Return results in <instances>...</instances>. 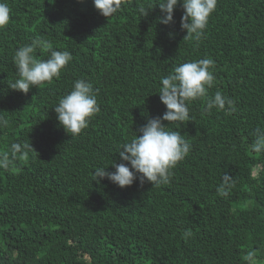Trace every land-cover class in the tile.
<instances>
[{"label": "trees", "instance_id": "trees-1", "mask_svg": "<svg viewBox=\"0 0 264 264\" xmlns=\"http://www.w3.org/2000/svg\"><path fill=\"white\" fill-rule=\"evenodd\" d=\"M6 2L0 118L8 123L0 127V154L27 139L37 154L0 169V264H246L253 249L264 264V153L250 147L253 130L264 127V0H217L200 41L185 39L179 5L165 26L158 6L138 14L148 0H121L108 18L92 0ZM38 38L72 60L27 94L9 89L15 51ZM203 58L215 62L208 96L220 91L237 111L205 113L198 99L188 105L190 121L165 122L191 144L167 184L120 189L106 178L92 181L97 167L114 171L119 146L166 111L161 78ZM77 79L98 90L100 111L72 135L52 108ZM224 173L236 181L227 197L216 193Z\"/></svg>", "mask_w": 264, "mask_h": 264}, {"label": "clouds", "instance_id": "clouds-1", "mask_svg": "<svg viewBox=\"0 0 264 264\" xmlns=\"http://www.w3.org/2000/svg\"><path fill=\"white\" fill-rule=\"evenodd\" d=\"M94 8L105 17L117 14L121 8V0H92ZM177 5L183 10L180 28L186 31L185 39L200 41L217 0H160L154 4L153 0L141 4L137 12L141 18L148 16L156 6L162 15L158 23L168 26L174 23V10ZM11 9L6 0H0V28L10 21ZM42 49L49 53L47 59H39L35 52ZM69 51L54 50L51 41L38 38L30 44L19 47L13 56L16 79L10 83L9 89L27 94L32 87L50 82L59 77L61 70L72 60ZM215 62L211 58H203L182 63L160 80L159 100L166 111L162 116L147 119L134 136L119 146L120 163L112 160L114 171H106L109 167H97L91 174L92 181L99 183L105 178L120 189L130 187L134 182L140 186L150 183L152 187H160L170 181L173 169L178 162L184 160L191 150V144L180 132L170 130L165 122L190 121L189 103L198 99L204 100V112L213 108L236 112L235 102L230 97L216 91L208 96L214 82L211 69ZM97 89L91 82L77 79L70 92L62 96L52 111L56 115L58 125L67 133L80 134L89 125L90 119L100 111L97 101ZM7 121L0 118V127H6ZM252 135L254 142L251 150L264 153V127H256ZM30 153H36L31 142H13L8 152L0 154V169H9L16 159L26 161ZM235 179L227 173L221 178L216 188L217 195L227 197L235 187ZM185 231V236L190 235ZM258 251L249 250L243 256L246 264H258Z\"/></svg>", "mask_w": 264, "mask_h": 264}]
</instances>
